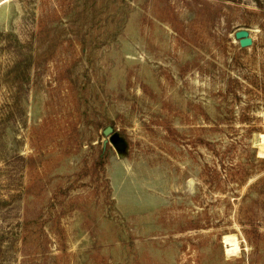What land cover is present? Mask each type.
Instances as JSON below:
<instances>
[{"label": "rangeland", "instance_id": "obj_1", "mask_svg": "<svg viewBox=\"0 0 264 264\" xmlns=\"http://www.w3.org/2000/svg\"><path fill=\"white\" fill-rule=\"evenodd\" d=\"M262 136L264 0H0V264H264Z\"/></svg>", "mask_w": 264, "mask_h": 264}, {"label": "water", "instance_id": "obj_2", "mask_svg": "<svg viewBox=\"0 0 264 264\" xmlns=\"http://www.w3.org/2000/svg\"><path fill=\"white\" fill-rule=\"evenodd\" d=\"M235 38L239 41V44L242 48L250 47L253 44L249 32L245 29L237 31L235 33ZM112 131L113 130L111 128H107L104 133L105 135H111ZM110 139L112 143H116L119 140V137L116 134H112Z\"/></svg>", "mask_w": 264, "mask_h": 264}, {"label": "bare ground", "instance_id": "obj_3", "mask_svg": "<svg viewBox=\"0 0 264 264\" xmlns=\"http://www.w3.org/2000/svg\"><path fill=\"white\" fill-rule=\"evenodd\" d=\"M262 138L263 139H261V140H263V142L262 143H264V136H262ZM258 146V145H257ZM261 147V154H264V144H263V146H260ZM225 241H226V247H227V251H228V253H234V252H236L237 253V251H238V245H237V241H236V239L235 238H227V239H225ZM226 249V248H225ZM237 250V251H236ZM226 252V251H225ZM239 253V252H238ZM237 253V254H238ZM227 254V253H226ZM229 255V254H228Z\"/></svg>", "mask_w": 264, "mask_h": 264}]
</instances>
